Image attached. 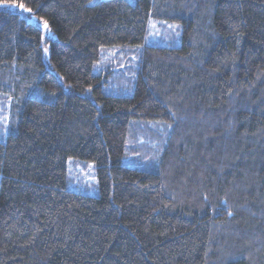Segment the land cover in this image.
Masks as SVG:
<instances>
[{
    "label": "trees",
    "instance_id": "1",
    "mask_svg": "<svg viewBox=\"0 0 264 264\" xmlns=\"http://www.w3.org/2000/svg\"><path fill=\"white\" fill-rule=\"evenodd\" d=\"M0 1V264H264V0Z\"/></svg>",
    "mask_w": 264,
    "mask_h": 264
},
{
    "label": "rangeland",
    "instance_id": "2",
    "mask_svg": "<svg viewBox=\"0 0 264 264\" xmlns=\"http://www.w3.org/2000/svg\"><path fill=\"white\" fill-rule=\"evenodd\" d=\"M133 1V0H130ZM23 6L24 9L30 10L22 3L16 2H4L0 1V8H6L12 10L21 16L25 17L29 21L33 22L39 26L42 30L43 38H54L55 35L49 29L48 24L47 28L44 27L45 20L41 17L36 16L30 11L21 10L20 6ZM161 23H166L167 25H172V30L178 28V25L175 23H169L165 21H159ZM47 23V22H46ZM153 23V21L151 22ZM178 38V35H177ZM1 97V96H0ZM2 98V97H1ZM3 99V98H2ZM1 105V104H0ZM1 107V106H0ZM1 114V112H0ZM9 126H0V139L4 140L6 134L8 133ZM67 187L73 191H79L88 195H97V178L95 172V165L92 161L87 160H78V159H68L67 160Z\"/></svg>",
    "mask_w": 264,
    "mask_h": 264
},
{
    "label": "snow or ice",
    "instance_id": "3",
    "mask_svg": "<svg viewBox=\"0 0 264 264\" xmlns=\"http://www.w3.org/2000/svg\"><path fill=\"white\" fill-rule=\"evenodd\" d=\"M20 7H21V10L30 11V10H26V9H24L22 5H21ZM44 27L47 28V23H46V22H45V24H44Z\"/></svg>",
    "mask_w": 264,
    "mask_h": 264
}]
</instances>
